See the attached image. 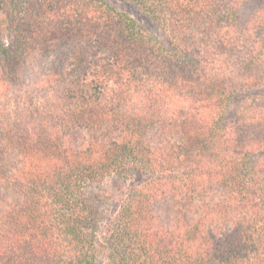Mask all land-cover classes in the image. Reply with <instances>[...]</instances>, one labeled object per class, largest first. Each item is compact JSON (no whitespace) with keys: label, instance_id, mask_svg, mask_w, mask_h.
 I'll return each instance as SVG.
<instances>
[{"label":"trees","instance_id":"trees-1","mask_svg":"<svg viewBox=\"0 0 264 264\" xmlns=\"http://www.w3.org/2000/svg\"><path fill=\"white\" fill-rule=\"evenodd\" d=\"M128 1L163 36L107 0H0V264H264L262 44L231 58L237 3ZM52 26L70 53L32 81Z\"/></svg>","mask_w":264,"mask_h":264},{"label":"rangeland","instance_id":"rangeland-1","mask_svg":"<svg viewBox=\"0 0 264 264\" xmlns=\"http://www.w3.org/2000/svg\"><path fill=\"white\" fill-rule=\"evenodd\" d=\"M107 1L115 5L117 8L127 11L131 16L136 18L146 30L153 32L158 36H163V33H165V29L163 27L157 26V24L138 5H134L133 2L128 0ZM222 2L224 4H228L229 7H231L233 3H237L236 11L232 15V23L235 34L234 36H239L241 39L238 44L242 45L240 47L242 50H233L234 56L231 55V58L235 60L238 56H241L244 53L247 56L249 54V48H251V45H254L255 42L258 43V41H260V44H262V46H259L264 48V0H222ZM186 19H188V24L189 18ZM51 25L55 26L57 23L52 22ZM53 26L43 30L42 35L34 40V44H32L33 46H31L30 52L28 54L27 64L22 68V74L32 81H35L37 79L36 76L38 74L40 75L45 71V68H47V64L43 65V61L45 62L47 59L51 58L54 59L57 57L61 49L62 52L70 53V47L68 48V46V49L66 47H62L60 49L58 48V50H54L52 47V53L50 51L44 52V50L41 49V47H45V42L53 44L59 40L58 36H56L57 32L55 31L57 28ZM4 36L5 33L3 37ZM84 39L87 41V37ZM0 40H2V35H0ZM105 51H103V53L106 54ZM247 58L248 57L245 59ZM226 61L229 60L227 59Z\"/></svg>","mask_w":264,"mask_h":264}]
</instances>
